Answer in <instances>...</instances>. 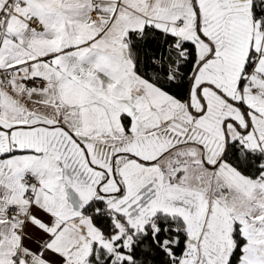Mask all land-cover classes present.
Here are the masks:
<instances>
[{
  "label": "snow or ice",
  "instance_id": "6c2138e0",
  "mask_svg": "<svg viewBox=\"0 0 264 264\" xmlns=\"http://www.w3.org/2000/svg\"><path fill=\"white\" fill-rule=\"evenodd\" d=\"M0 264H264V0H0Z\"/></svg>",
  "mask_w": 264,
  "mask_h": 264
}]
</instances>
